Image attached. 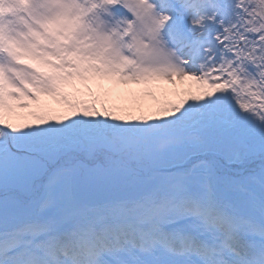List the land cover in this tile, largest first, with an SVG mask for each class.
<instances>
[{
  "label": "snow or ice",
  "instance_id": "6c2138e0",
  "mask_svg": "<svg viewBox=\"0 0 264 264\" xmlns=\"http://www.w3.org/2000/svg\"><path fill=\"white\" fill-rule=\"evenodd\" d=\"M0 264H264V0H0Z\"/></svg>",
  "mask_w": 264,
  "mask_h": 264
},
{
  "label": "rangeland",
  "instance_id": "374dc122",
  "mask_svg": "<svg viewBox=\"0 0 264 264\" xmlns=\"http://www.w3.org/2000/svg\"><path fill=\"white\" fill-rule=\"evenodd\" d=\"M103 87L108 88L107 93H111L113 98L119 96L121 97V103L126 105V106H131L130 109H132V113L135 112V109L133 108V101L134 97H141V102H137L139 107L143 108L144 113H149L155 110L157 106V101L153 100V98L149 95H146L145 93L148 91L153 92L157 97L164 99L166 98L167 100H170L172 102H176L177 99L180 98V96L174 95V94H169L167 97H163L160 88H166L169 90L175 89L176 91L183 93L187 89H191L192 91H195L197 88H199V85H196L195 83H190L188 81H184L183 83L177 82L175 85L172 84H167L165 82H161L159 85V88L157 87H148L145 85H138V84H117L115 83L114 79H104L102 81ZM89 87L92 90V93H96L98 87L96 82H92L89 84ZM77 88L81 90V98L84 99L85 101H89V94L85 90L84 86L82 84L77 83ZM65 92L71 94L73 93V89L71 87H66ZM43 102H45L49 108L52 110V114L55 116H63L66 112L70 114L69 110L65 105H63L61 102H59L56 98L53 97H42L41 98ZM120 103V102H119ZM100 108V106L98 107ZM22 111L24 113L28 112V109L25 110H18ZM122 115V113H119ZM124 115H127V112L123 113ZM29 119H31L29 117ZM16 122L19 123V121L15 120Z\"/></svg>",
  "mask_w": 264,
  "mask_h": 264
}]
</instances>
